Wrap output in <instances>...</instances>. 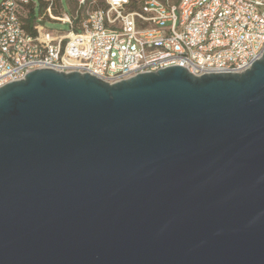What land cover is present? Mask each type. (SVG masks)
<instances>
[{
    "label": "water",
    "instance_id": "1",
    "mask_svg": "<svg viewBox=\"0 0 264 264\" xmlns=\"http://www.w3.org/2000/svg\"><path fill=\"white\" fill-rule=\"evenodd\" d=\"M0 264H264V54L1 86Z\"/></svg>",
    "mask_w": 264,
    "mask_h": 264
},
{
    "label": "built area",
    "instance_id": "2",
    "mask_svg": "<svg viewBox=\"0 0 264 264\" xmlns=\"http://www.w3.org/2000/svg\"><path fill=\"white\" fill-rule=\"evenodd\" d=\"M25 20L35 0H2L0 87L28 71L89 73L109 83L172 66L195 76L243 73L264 54V0L62 1ZM70 26L48 31L38 21Z\"/></svg>",
    "mask_w": 264,
    "mask_h": 264
},
{
    "label": "rangeland",
    "instance_id": "3",
    "mask_svg": "<svg viewBox=\"0 0 264 264\" xmlns=\"http://www.w3.org/2000/svg\"><path fill=\"white\" fill-rule=\"evenodd\" d=\"M171 1H177V0H171ZM36 2V18L39 19L44 10L40 7V1L35 0ZM75 0H62L63 10L67 13L72 14L73 10L75 8ZM2 0H0V6H1ZM40 24H42L48 31H54V32H68L70 30V26L67 24H62L59 22H52L49 20L44 21H38Z\"/></svg>",
    "mask_w": 264,
    "mask_h": 264
},
{
    "label": "trees",
    "instance_id": "4",
    "mask_svg": "<svg viewBox=\"0 0 264 264\" xmlns=\"http://www.w3.org/2000/svg\"><path fill=\"white\" fill-rule=\"evenodd\" d=\"M40 1V7L44 10V12L46 11V9L48 8V6L50 5V3L46 2L45 0H39ZM62 0H55L56 3H60ZM75 6L77 4V0H75ZM36 2L35 4H32L30 6L29 9V14H28V18L25 20L26 23V29L28 32L32 33L33 32V28H32V24L34 22V19L36 18ZM43 12V13H44Z\"/></svg>",
    "mask_w": 264,
    "mask_h": 264
}]
</instances>
